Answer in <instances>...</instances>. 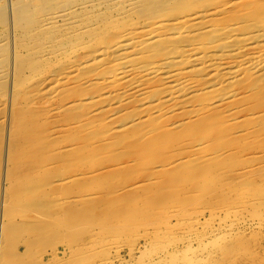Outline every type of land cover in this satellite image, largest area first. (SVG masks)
<instances>
[{
    "label": "bare ground",
    "instance_id": "bare-ground-1",
    "mask_svg": "<svg viewBox=\"0 0 264 264\" xmlns=\"http://www.w3.org/2000/svg\"><path fill=\"white\" fill-rule=\"evenodd\" d=\"M0 4V264H33L51 236L75 264H106L103 248L148 227L144 264L264 261L245 235L264 227V0ZM92 155L151 168L158 197L87 191L94 174L75 168ZM37 179L69 195L42 198Z\"/></svg>",
    "mask_w": 264,
    "mask_h": 264
},
{
    "label": "rangeland",
    "instance_id": "rangeland-1",
    "mask_svg": "<svg viewBox=\"0 0 264 264\" xmlns=\"http://www.w3.org/2000/svg\"><path fill=\"white\" fill-rule=\"evenodd\" d=\"M16 1H21V0H16ZM0 126L4 127V122L2 120H0ZM63 141L64 139L61 141V143ZM85 160H87V162L84 164L83 168H75V169L76 170L77 169L90 170L92 171V174H94L92 178L88 179L89 182L87 183L90 184V186L87 187V191L100 194V193H106L112 190L114 191V194L112 195L115 197L116 200L119 201L120 204H124L123 196L129 195V194H144V195L150 194L151 197H154V198L158 197V194L155 192V190H152V188H150L149 182L146 181L147 175L151 173L150 171L151 168H93L96 166V163L99 161L95 160L93 155ZM48 169L49 168H44V170H42L41 172V168H23L19 173L21 175L34 174V173L43 175L45 171ZM50 169H53V168H50ZM123 170L125 172H123ZM59 177L57 176L52 177L50 182L58 180ZM158 181L161 182L162 178L159 179ZM19 182L21 183V181ZM49 183L43 180H39V179L36 180V185L40 186V194L42 198H43L44 192L47 195L46 199L49 197L51 199L57 200L63 197H67L69 195V193L67 195H64V192H66V190L61 187L58 189L57 188L58 185L56 184V182H53V184L51 185L53 186V189L49 185ZM11 184H12V187L10 188L9 193H8L9 200L10 199L12 200L13 187L17 186V183L14 182L13 180L11 181L10 185ZM136 188H138V190ZM14 210H15V205L13 203V206H11L10 211H9V216L12 217L14 220L19 221L21 217L19 214L15 213ZM23 210L26 213H28L29 217L33 215L34 216L44 215V212L42 210L33 209V208H24L22 210H19V213L22 215H24ZM246 212L248 215L252 216V212H250L249 210H246ZM207 213L210 214L209 212ZM217 217L222 218L224 217V214H219V216ZM207 218H209V220H207ZM213 219L214 218H212L211 215L200 217V220L198 221V226H197L199 231L204 232V230L207 227H209L208 222H213L212 221ZM220 220L221 219H218L215 222V224H217L218 221ZM177 223H178V219L173 218L172 227H177ZM245 230H246L245 235L255 245V248H254L255 251H258L260 256L264 257V227L259 228L258 226H254V230H253L251 227L245 226ZM142 232L146 233L145 235L146 237H143V236L138 237L137 235L136 237L133 236L132 238L128 240H125L122 237L118 239L114 244H112L108 248V250L103 248L99 255V258H101L103 255H108L109 259L107 260L106 264H144V261H145L144 257L149 253V249L151 246L149 239H150V236L154 234V232H153L152 227L145 228L143 229ZM23 235L24 234H21L20 238ZM24 237H28V236L25 235ZM63 241H67V240H63ZM134 245H136V247H134ZM24 246L25 245L22 244L21 249H23ZM194 246L195 247H193V249L198 248V245L196 243L194 244ZM96 248L98 249L97 246ZM64 250H66L67 255H65ZM56 251L58 253L57 255H54V252ZM32 252L33 253L28 257V259L33 264L35 263L34 258H33L34 253H39L40 255L44 256L45 257L44 260L45 262H47L46 264H75L73 260V255H70V251L66 249L64 242L58 241L55 236L54 237L51 236L43 240H38L37 244L32 248ZM52 258L53 260L51 261ZM248 258L251 260H247V261H253L256 264H260V262H264V261H261L260 259L255 260L249 256ZM254 263H250V264H254ZM7 264H16V263L13 261H9L7 262ZM243 264H246V263L244 262Z\"/></svg>",
    "mask_w": 264,
    "mask_h": 264
}]
</instances>
